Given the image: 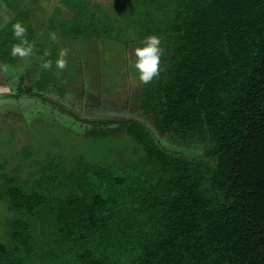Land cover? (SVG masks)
<instances>
[{
  "label": "trees",
  "instance_id": "trees-1",
  "mask_svg": "<svg viewBox=\"0 0 264 264\" xmlns=\"http://www.w3.org/2000/svg\"><path fill=\"white\" fill-rule=\"evenodd\" d=\"M65 2L63 41L156 35L161 71L131 116L57 108L86 138L130 139L131 157L0 165V264H264V0ZM49 70L18 89L39 99Z\"/></svg>",
  "mask_w": 264,
  "mask_h": 264
},
{
  "label": "rangeland",
  "instance_id": "rangeland-1",
  "mask_svg": "<svg viewBox=\"0 0 264 264\" xmlns=\"http://www.w3.org/2000/svg\"><path fill=\"white\" fill-rule=\"evenodd\" d=\"M96 1L109 6L120 0ZM1 39L0 48L11 47V43L3 44ZM124 43V39L104 38L97 42L83 38L70 42L68 47L63 46L68 49L67 67L57 69L54 62L45 77L51 82V89L39 94L49 102L26 95L24 79L23 89L15 88L13 94L0 96V165L3 164L6 171L18 169L19 175L26 177L32 160H41L48 154L83 155L89 160L105 163L115 159L120 152L131 157L134 143L130 139L86 138L80 127L84 124L77 122L76 129L69 127L74 119L57 110L63 106L83 119L131 116L126 105L128 101L134 102L144 84L133 67L134 49L139 46L130 41ZM51 51H56L57 55V50L51 48ZM7 76H10L9 72ZM26 149L31 158L23 159L21 153ZM4 215L6 212L0 202V218Z\"/></svg>",
  "mask_w": 264,
  "mask_h": 264
},
{
  "label": "crops",
  "instance_id": "crops-1",
  "mask_svg": "<svg viewBox=\"0 0 264 264\" xmlns=\"http://www.w3.org/2000/svg\"><path fill=\"white\" fill-rule=\"evenodd\" d=\"M65 1L0 0V39H3V44L6 42L7 45L10 43L13 45L17 43L15 40L19 42L14 36L12 26L20 23L26 29L23 38L34 46L33 55L24 59L11 54L12 45L9 48H0V96L13 94V90L18 89L23 79L36 80L43 69L41 65L45 61L42 54L45 55L46 51L52 53L51 48H54L59 55L63 46L68 47L70 42L79 40H62L61 25L72 17V12L64 6V4L68 5ZM73 1L76 0H70L71 5ZM89 1L98 5L103 12L110 14L113 4L105 6L96 0ZM51 33H55L57 37L55 42L50 39ZM89 39L98 42V39ZM8 72L10 76H7Z\"/></svg>",
  "mask_w": 264,
  "mask_h": 264
},
{
  "label": "clouds",
  "instance_id": "clouds-1",
  "mask_svg": "<svg viewBox=\"0 0 264 264\" xmlns=\"http://www.w3.org/2000/svg\"><path fill=\"white\" fill-rule=\"evenodd\" d=\"M14 36L20 41L12 45L11 54L22 59L31 57L34 52V46L30 44L27 39H24L26 33L25 27L20 23H15L13 26ZM50 39L55 42L57 37L55 33L50 34ZM161 40L156 35H149L143 41L141 46L134 49L135 60L133 67L138 74V79L143 84H149L152 80L159 76L161 71V57L163 56V49L160 47ZM68 49H61L59 57L55 61L57 69H65L67 67ZM45 55H50V52H45ZM43 69H50L52 61L48 60L42 63Z\"/></svg>",
  "mask_w": 264,
  "mask_h": 264
}]
</instances>
